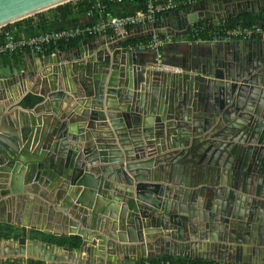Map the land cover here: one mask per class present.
I'll return each instance as SVG.
<instances>
[{"label":"water","instance_id":"water-1","mask_svg":"<svg viewBox=\"0 0 264 264\" xmlns=\"http://www.w3.org/2000/svg\"><path fill=\"white\" fill-rule=\"evenodd\" d=\"M73 1L0 0V29ZM206 4L184 11L179 25L246 24L244 16L264 12V0ZM199 9L207 11L186 17ZM160 28L140 27L174 35ZM128 33L107 36L94 56L99 45L85 39L39 58L44 68L30 73L39 101L22 107L29 90L1 106L0 223L23 232L1 239L0 264L159 255L264 264V40L212 48L194 72L159 75L135 48L117 47ZM25 76L0 79V101L6 87L25 90ZM28 230L80 244L29 239Z\"/></svg>","mask_w":264,"mask_h":264},{"label":"crops","instance_id":"crops-1","mask_svg":"<svg viewBox=\"0 0 264 264\" xmlns=\"http://www.w3.org/2000/svg\"><path fill=\"white\" fill-rule=\"evenodd\" d=\"M176 1L178 7L174 11L160 14L157 17L156 21L154 22L157 23L158 25H161L160 28L161 31L167 33H174L173 36H169L166 34L160 35L163 36V38H165L166 40L165 45L160 50L164 63L173 66H178L183 70V72L188 71L192 73L194 72L193 69L197 64L201 63V61H205L208 58H210L212 54V48L217 47L218 49L222 50L223 46H226L228 44H230L232 47H237L238 44L243 43V40H233L231 42L213 43L208 39H206V37H202L203 35L201 36V40L198 41L191 40V29L193 26L190 28L189 31H186L185 28L181 27V23L179 25L180 17H182V13L184 11L190 10L194 6H197L198 8L204 6L207 7L208 5L206 4V2L210 0H176ZM143 7L144 5L138 1H127L121 4H116L107 11H101V10L89 11L87 13H81L79 15L70 17L65 21L52 20L50 18L51 16L49 12L46 13L43 12L42 15L32 17L33 18L32 20H26L14 24L9 29L6 30L15 33L16 36H33L52 30L70 29V28L89 26V25H99L103 21L108 20L111 16H122V15L133 14L138 10L142 9ZM206 11L207 10L205 9H199L197 11L191 12L190 14H187L186 17L190 15L198 17L201 13L203 14ZM209 11L210 10L208 9V12ZM249 18H252L256 24L264 26V12L257 14H249L244 16L243 19L248 20ZM232 20L237 22L236 19H232ZM223 23H224L223 20L220 18L219 25ZM197 24L205 25L209 28H220V26L216 24L213 26L206 24L203 21H200V23ZM140 27L129 29L128 40L123 44L118 45L117 47H128L131 49L135 48V52H134L136 55L135 58L140 62V64L146 66L147 68L153 69L155 72H157L160 75L162 71H158L155 69L157 53L149 48H139L137 46L135 47V45L134 46L131 45V42H135V41L139 42L140 40L143 39L148 40L149 38H151V36H148L149 30H145V29L142 30L140 29ZM4 32L5 30L0 29V43L2 42ZM107 36H112V35L104 34V35L95 36L91 40L86 39L91 44L99 45V47L93 48V51L91 52L93 56L100 49H102L103 45L107 47L108 45ZM91 44L89 46H91ZM85 50L88 52L89 47H85ZM28 53L31 54V56L28 55ZM42 57H45V55L40 56L39 54H36V56H34V53L29 51L27 52L23 51L20 60L14 53L13 54L9 53L8 55L6 54L5 56L0 57V79L5 80L12 78L13 76L19 75L20 72H25L27 74V76H25L23 80V82L25 83L24 85H26V89L25 90L21 89L19 84L12 87L11 90L6 87V90L8 91V93L6 94L10 96L9 97L7 96L8 98L6 97V99L0 101V108L2 106L4 109L8 110V108L16 105L21 100L22 96L24 95V93H26V91L29 90L31 91L33 85L37 82L38 78L36 77V75L33 77L32 75H30V73L34 72L35 69H38L37 74L41 73L42 69L44 68V65L39 58ZM50 67L51 65H48L47 68L45 67L46 72L50 71ZM164 73H168V72H164ZM28 95L39 98L38 93L33 92V90L30 93H27L26 96ZM25 98L22 101V107H24L23 102ZM115 164H119V163H115ZM1 200H2V195L0 194V202ZM7 225L13 226L6 223H0V227ZM13 227L19 229L21 233L23 232V228H18L16 226ZM53 230L59 231L60 229L54 228ZM38 233L52 235L46 232L28 230V238L29 239L37 238L35 235H38L39 236L38 239L43 240L42 236ZM57 237H65V236H57ZM3 246H4V241L0 239V247L2 248ZM210 251L212 250L206 248L205 250H200V252H203V254L204 253L208 254L210 253ZM163 257H165V255H159V257L154 256L152 258H144L143 263L133 262V261L121 262L123 258L119 257L116 264H150L149 262H147L149 259L162 260ZM158 264H170V263L160 261Z\"/></svg>","mask_w":264,"mask_h":264},{"label":"built area","instance_id":"built-area-1","mask_svg":"<svg viewBox=\"0 0 264 264\" xmlns=\"http://www.w3.org/2000/svg\"><path fill=\"white\" fill-rule=\"evenodd\" d=\"M127 1L131 0H109L110 3L117 4ZM140 1L144 7L137 12L122 16H111L99 25L52 30L33 36H16L13 32L5 31L0 43V57L18 50H28L34 54H43L49 45L58 46L61 43H68L83 37H95L104 34L124 36L129 29L140 27L144 24H153L160 14L172 12L178 7L176 0ZM98 8L104 11L105 5L98 3ZM202 35L208 36V40L213 43L231 42L233 40H264V26L259 24H240L233 27L209 28L205 25L196 24L192 27L191 40H201ZM165 43V38L153 34L151 39L147 43L139 45V48H149L157 53L156 70L175 74L183 72L178 66L164 63L160 50Z\"/></svg>","mask_w":264,"mask_h":264},{"label":"trees","instance_id":"trees-1","mask_svg":"<svg viewBox=\"0 0 264 264\" xmlns=\"http://www.w3.org/2000/svg\"><path fill=\"white\" fill-rule=\"evenodd\" d=\"M131 1H138L141 3L140 0H131ZM98 3H102L103 5H105V10L107 11L108 9H110L112 6L116 5L117 3H110L109 0H77L76 3L74 2H69L67 4L58 6L56 8L50 9L46 12H49L50 14V18L52 20H60V21H65L67 19H69L70 17H73L75 15H79L81 13H87L89 11H95V10H100L98 8ZM43 13L37 14L35 16L38 15H42ZM33 16V17H35ZM33 18L30 17L28 19L22 20V21H26V20H32ZM22 21L16 22L14 24L20 23ZM8 25L4 28H2L1 30H5L9 29L12 25ZM238 25L237 22H235L234 20H231L227 26L225 27H233ZM245 25H256L255 21L252 18H249L247 20V23ZM111 35V34H109ZM163 37V36H161ZM202 37H206V39H208V36H202ZM93 37H83V38H78L75 40H72L68 43H61L58 46H54V45H49L47 46L46 50L43 52V54H39L41 55H45V56H50L52 54H55L57 52H64L70 49H73L75 47H77L84 39L87 40H91ZM151 38L147 39H143L140 40L139 42L135 41V42H131V45L135 47H139V45L141 44H145L147 43ZM23 51L27 52L28 50H18L16 52H14V54L18 57V59H21L22 53ZM13 54V53H12ZM8 55V54H7ZM5 56V55H4ZM39 101V98L33 97L31 95L26 96L23 105L25 108H30L33 107L37 102ZM40 234V233H38ZM22 235L21 231L19 229H16L13 226H1L0 227V239H5V240H10V239H14L17 240L20 236ZM43 238V241L48 242L50 244H54L57 245L59 247H69L71 249L78 247V245L80 244V239L77 237H57L55 235H47V234H40ZM37 238L39 237L38 235H35ZM42 240V239H41ZM167 262L170 264H217L214 263L213 261H208V260H203V259H187V258H175L172 256H165L163 257L162 260H151L149 259L147 262H149L150 264H158L159 262ZM11 264H21L19 262H14ZM27 264H46L43 261H39V260H33L30 259L28 261Z\"/></svg>","mask_w":264,"mask_h":264},{"label":"rangeland","instance_id":"rangeland-1","mask_svg":"<svg viewBox=\"0 0 264 264\" xmlns=\"http://www.w3.org/2000/svg\"><path fill=\"white\" fill-rule=\"evenodd\" d=\"M74 3H76L77 2V0H75V1H73ZM46 13V12H45Z\"/></svg>","mask_w":264,"mask_h":264}]
</instances>
